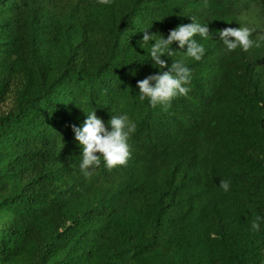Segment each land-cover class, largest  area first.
Instances as JSON below:
<instances>
[{
  "label": "trees",
  "instance_id": "obj_1",
  "mask_svg": "<svg viewBox=\"0 0 264 264\" xmlns=\"http://www.w3.org/2000/svg\"><path fill=\"white\" fill-rule=\"evenodd\" d=\"M187 16L211 34L188 95L141 102V30ZM245 23L264 0H0V264H264V42L216 34ZM82 108L136 122L125 164L80 173Z\"/></svg>",
  "mask_w": 264,
  "mask_h": 264
},
{
  "label": "clouds",
  "instance_id": "obj_2",
  "mask_svg": "<svg viewBox=\"0 0 264 264\" xmlns=\"http://www.w3.org/2000/svg\"><path fill=\"white\" fill-rule=\"evenodd\" d=\"M99 5L108 0H96ZM191 22L180 23L169 30L167 36L149 33L148 28L141 30L142 36L137 43L141 48H148V60L152 66L160 69L157 73L147 75L136 82L138 99L147 101L150 106L167 107L178 96H187L190 91V68L186 61L200 60L204 55V41L211 36L205 23H200L194 16H187ZM257 33L255 39L253 33ZM217 37L226 53L236 49L247 52L252 47H259L264 42V32H258L255 26L240 24L239 27H224L216 30ZM175 42L176 49L172 44ZM186 48L185 51L180 49ZM182 53L167 64L162 56L172 57ZM167 70H164V69ZM83 109V108H82ZM84 120L79 126L72 125L74 140L80 148L78 169L87 177L91 171L103 162L106 169L126 163L130 155V137L136 131V122L126 112L113 114L107 124L95 114L94 108L85 111ZM99 153V155L97 154ZM220 186L227 190L228 183L221 181ZM252 227H256L255 224Z\"/></svg>",
  "mask_w": 264,
  "mask_h": 264
}]
</instances>
